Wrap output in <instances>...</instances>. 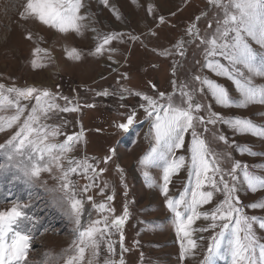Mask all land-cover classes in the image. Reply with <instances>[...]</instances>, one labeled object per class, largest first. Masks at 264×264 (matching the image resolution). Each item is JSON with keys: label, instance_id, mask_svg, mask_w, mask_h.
<instances>
[{"label": "rangeland", "instance_id": "obj_1", "mask_svg": "<svg viewBox=\"0 0 264 264\" xmlns=\"http://www.w3.org/2000/svg\"><path fill=\"white\" fill-rule=\"evenodd\" d=\"M221 2L228 4L229 0ZM25 3L26 0H0V84L5 88L47 90L58 97L55 103L60 107L77 109L57 110L44 122L59 125L64 133L52 141L54 143H62L67 135L79 136V142L66 156L87 160L96 169L94 177L91 171L90 178L76 174L71 177L78 195L84 200L83 225L88 223L89 212L92 220L102 219L104 215L93 209V203L103 202L112 207L114 213L109 214L110 219L122 215L125 207L129 211L122 230L123 251L120 233L113 230L114 252H109L106 241L101 242L98 255L86 249L83 264H109L112 260L119 264L121 258L123 264H203L208 238L219 228L194 232L193 239L197 240L198 247L184 260L180 259V241L170 223L171 213L161 191L162 171L140 163L154 146V140L150 135V122L141 107L145 102L137 93L153 98L165 93L180 103L179 95L173 93L186 84L192 94V103L204 106L195 115L207 119L214 111L226 119L243 118L264 127V103L221 107L208 89L194 80L197 75L207 77L226 87L233 100L242 99L230 80L203 67L207 46L187 34V30L196 25L201 37H210L216 21L223 18V9L213 6L209 0H108L107 6L103 0H82L80 14L86 17L81 22L82 31L62 34L36 20L21 19ZM109 34H122V38L107 45L102 55H96L95 48ZM181 42L184 55L179 54ZM249 42L255 52L264 55V48ZM73 48L79 52V60L68 58L67 53ZM36 49L41 51L34 55ZM165 52L171 54L164 55ZM237 67L244 73L241 79L247 78L253 86L264 89V76L250 73L242 65ZM104 92L108 95H102ZM65 97L67 99H63ZM210 104L211 110L207 107ZM21 105L30 109L34 99L21 100ZM133 110L136 112L134 126L125 133L117 125L125 123ZM13 114L14 109L0 112V116L5 117ZM14 130L0 132V145L6 143ZM196 132L220 158L219 166L225 172H230L234 164L240 162L242 166L246 164L252 174L264 177V138L239 134L220 122L215 125L197 123ZM220 135L226 136L228 142L220 141ZM190 143L191 132L185 135L184 148L175 153L185 156L186 163L172 176L168 198L177 197L188 185L190 152L187 149ZM249 152L254 154L249 155ZM106 157L109 158L107 162ZM4 163H7L5 154L0 151V164ZM63 163L66 168L67 161ZM14 172L12 169L0 178V196H6L9 189L12 192L6 202L0 203V210L12 207L7 200L19 198L27 206L25 210L38 217L26 264H66L75 239V225L58 200L64 195L59 179L61 171L53 167L50 173L42 172L32 185L21 181L10 184ZM225 179L232 183L227 175ZM90 183L93 184L90 190L81 193L80 190ZM237 183L240 190L234 195L239 196L245 214L257 218L254 232L258 240L264 242V229L259 228V222L264 220V209L247 207L264 201V189L251 192L243 184L242 177ZM109 195L114 197L112 201L107 200ZM88 196L92 197V202L87 200ZM222 199L221 192H214L212 202L200 210L211 211ZM146 221L151 223H144ZM210 224L211 221L200 219L193 227L205 228ZM201 236L203 240L199 239ZM215 264H229V261L217 258Z\"/></svg>", "mask_w": 264, "mask_h": 264}, {"label": "snow or ice", "instance_id": "obj_2", "mask_svg": "<svg viewBox=\"0 0 264 264\" xmlns=\"http://www.w3.org/2000/svg\"><path fill=\"white\" fill-rule=\"evenodd\" d=\"M103 3L107 6L108 0H103ZM209 3L223 9V18L216 21L214 33L210 37H201L196 25H193L187 30V34L193 37L194 41L199 40L200 44L207 46L206 62L203 67L216 76L230 80L242 99L233 100L226 87L207 77L201 78L197 75L194 76V80L205 86L215 103L221 107H246L249 103H264V89L253 86L247 78L241 79L244 73L237 67L242 65L248 72L264 76V55L255 52L249 42L264 48V0H229L228 4H222L221 0H209ZM82 6V0H26L20 16L21 19L36 20L62 34L69 32L79 34L84 27L81 22L86 19L80 14ZM160 20L163 22V17ZM209 27L212 25L209 24ZM121 38L122 34L105 35L95 48V54L102 55L107 45ZM183 47L184 44L181 42L180 55H184ZM40 51L36 49L34 55ZM67 55L70 59H80L79 52L74 48L68 51ZM216 57L220 59H215ZM35 64L34 61V66ZM173 84L176 88L175 81ZM177 94L180 103H176L172 96H166L165 93H159L158 98L137 93L145 102L141 107L150 122V135L154 140V146L141 158L140 163L153 165L162 171L161 191L166 197V207L171 213L170 223L174 226L180 241V259L184 260L198 247L197 240L193 239L194 232L219 228L218 232L213 231L208 238L207 254L204 256L203 264H215L217 258L226 259L229 264H264V242H260L254 232L257 218L246 215L239 196L234 195L240 190L237 182L241 177L243 184L253 193L264 189V177L252 174L248 166L246 164L242 166L240 162H236L230 172H225L219 166L220 158L196 132V124L215 125L220 122L239 134H250L259 138H264V127L243 118L226 119L214 111H211L207 119L204 116H197L195 113L200 112L204 106L192 103V94L188 86L180 85L178 91L173 93ZM13 95L15 98H12ZM102 95L107 96L108 93L104 92ZM31 99H34V105L30 109L21 105V100ZM57 99L58 97L47 90H38L34 87L5 88L0 84V112L14 109L15 113L8 117L0 116V132L15 129L6 143L0 145V151L5 154L7 162L0 164V178L15 169L9 180L10 184L21 181L32 185L40 178L42 172L50 173L53 167L61 171L59 179L64 195L58 200L75 225V239L66 264H83L86 249H91L94 256L98 255L101 242L106 241L109 252H114L111 241L113 230L120 233L123 251L122 230L129 217V211L125 207L122 215L110 219L109 214L114 213L112 207L103 202L93 203V209L104 214L102 219L92 220L89 212L87 225L82 224L86 212L84 200L78 195L71 177L76 174L90 178V171L94 177L96 169L87 160L66 156L73 150L74 144L79 142V136L67 135L62 143L52 142L64 133L61 132L59 125H49L44 121L50 119L51 114L57 110L77 111L75 107H60L55 103ZM207 107L211 110V104ZM135 118L136 112L133 110L127 121L118 124L117 127L127 133L134 126ZM189 132L191 143L187 149L190 152L188 185L177 197L168 198L172 176L178 174L186 163L185 156H176L175 153L184 148L185 135ZM218 139L224 143L228 142L224 135H220ZM240 152L244 154L243 149H240ZM107 159L109 158L106 157L105 162ZM64 160L67 161L66 168ZM147 175L145 172V176ZM226 175L232 181L231 184L225 179ZM92 186L91 183L87 184L80 192L86 194ZM206 188L211 190H205ZM214 192H221L223 199L211 211H201L203 206L212 202ZM11 196L12 192L9 189L6 196H0V203L6 202V197ZM113 199L111 195L107 197L108 201ZM87 200L92 202V197L88 196ZM7 202L11 203L12 207L0 210V264H26L29 251L32 249L35 236L33 229L36 227L38 217L26 211L27 206L19 198L9 199ZM247 207L264 209V201L252 203ZM200 219L211 221L210 226L194 228L193 225ZM259 228L264 229V220L259 222ZM199 239L203 240L204 237L201 236ZM109 264H117V261L112 260ZM119 264H123L122 258Z\"/></svg>", "mask_w": 264, "mask_h": 264}]
</instances>
